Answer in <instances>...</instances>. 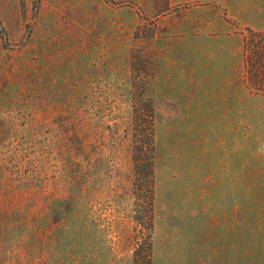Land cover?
<instances>
[{
	"label": "rangeland",
	"instance_id": "obj_1",
	"mask_svg": "<svg viewBox=\"0 0 264 264\" xmlns=\"http://www.w3.org/2000/svg\"><path fill=\"white\" fill-rule=\"evenodd\" d=\"M0 264H133L135 75L154 107L151 264H264V0H0Z\"/></svg>",
	"mask_w": 264,
	"mask_h": 264
},
{
	"label": "trees",
	"instance_id": "obj_2",
	"mask_svg": "<svg viewBox=\"0 0 264 264\" xmlns=\"http://www.w3.org/2000/svg\"><path fill=\"white\" fill-rule=\"evenodd\" d=\"M0 22V31H2ZM245 79L251 94L264 95V31L246 29L242 42ZM132 90L143 96L133 101L132 164L134 172L133 189L135 200L143 199V208L148 213V236L134 251L133 264H151V231L153 225L154 197V107L149 94L150 84L135 75L134 61L130 62Z\"/></svg>",
	"mask_w": 264,
	"mask_h": 264
}]
</instances>
